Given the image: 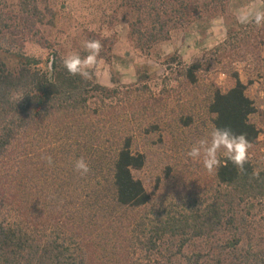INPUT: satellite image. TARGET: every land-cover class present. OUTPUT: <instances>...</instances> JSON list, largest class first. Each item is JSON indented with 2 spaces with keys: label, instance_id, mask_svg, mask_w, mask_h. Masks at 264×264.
<instances>
[{
  "label": "trees",
  "instance_id": "16d2710c",
  "mask_svg": "<svg viewBox=\"0 0 264 264\" xmlns=\"http://www.w3.org/2000/svg\"><path fill=\"white\" fill-rule=\"evenodd\" d=\"M46 1L0 0V264H168L163 252L191 238L226 230L237 247L254 202L264 224V165L255 164L250 149L243 171L227 163L213 175L215 188L201 211L172 209L151 219L154 201L134 175L146 164L134 148L135 90L125 87L121 95L93 74L69 75L55 50L45 61L26 54L29 42L50 48L40 36L54 25ZM229 1L122 3L130 38L145 50ZM200 67L186 65L181 76L195 84ZM233 80L227 91H212L207 109L216 114L212 124L245 134L254 146L255 107L236 74ZM81 157L89 165L84 176L74 167Z\"/></svg>",
  "mask_w": 264,
  "mask_h": 264
},
{
  "label": "rangeland",
  "instance_id": "374dc122",
  "mask_svg": "<svg viewBox=\"0 0 264 264\" xmlns=\"http://www.w3.org/2000/svg\"><path fill=\"white\" fill-rule=\"evenodd\" d=\"M122 1H46L54 25L42 28L40 36L50 48L29 42L25 52L44 61L52 50L63 57L69 52L83 57L87 53L82 41L99 40L100 57L90 70L94 79L108 88L120 87L121 95L125 87L135 90L132 99L139 103L132 121L134 148L145 155L146 164L134 175L154 201L147 213L153 219L160 211L172 209L199 212L212 197L215 182L202 161L188 159L185 153L211 129L213 116L207 107L212 91H227L235 74L255 107L249 119L259 135L250 151L255 164L264 165V27L239 25L232 14L235 8L261 0H230L222 9H211L187 27L173 31L170 40L145 50L136 48L130 38L127 21L131 16ZM45 5L40 6L49 19ZM221 18L226 34L218 24ZM181 32L187 33L184 40L203 45L199 52L189 47L183 51L175 44ZM196 62L201 71L191 85L181 74L184 66ZM249 206L246 232L237 247L233 246V232L225 230L207 238H191L181 249L172 247L163 252V260L168 264H255L264 260L263 210L257 202Z\"/></svg>",
  "mask_w": 264,
  "mask_h": 264
},
{
  "label": "clouds",
  "instance_id": "9594fccd",
  "mask_svg": "<svg viewBox=\"0 0 264 264\" xmlns=\"http://www.w3.org/2000/svg\"><path fill=\"white\" fill-rule=\"evenodd\" d=\"M232 14L239 25H254L257 28L264 27V0L259 4H247L232 10ZM220 30L227 33V28L223 25L222 18L218 21ZM82 47L87 53L81 56L79 52H69L62 58L63 67L69 75L77 76L87 80L91 78V69L98 63L102 44L99 40H84ZM47 70L52 71L51 64ZM214 118L216 114H213ZM251 142L245 134H235L228 127H217L211 125L210 131L196 140L185 153L188 159L202 161L204 169L209 174H217L222 166L231 163L238 170L243 171L248 162ZM223 156V160L221 159ZM49 165L53 163L52 158L44 157ZM75 170L80 175H87L89 165L81 157L75 161Z\"/></svg>",
  "mask_w": 264,
  "mask_h": 264
},
{
  "label": "crops",
  "instance_id": "0c3cea01",
  "mask_svg": "<svg viewBox=\"0 0 264 264\" xmlns=\"http://www.w3.org/2000/svg\"><path fill=\"white\" fill-rule=\"evenodd\" d=\"M213 28V27H212ZM187 35L186 32H181V37L180 38H176L177 40L175 41V44L179 45V47H181V50H187L189 47L190 50L195 51V52H199V49L203 46H200L199 42H191V41H186L184 40V36ZM177 37V36H176Z\"/></svg>",
  "mask_w": 264,
  "mask_h": 264
}]
</instances>
